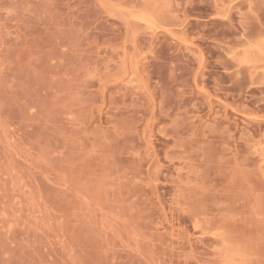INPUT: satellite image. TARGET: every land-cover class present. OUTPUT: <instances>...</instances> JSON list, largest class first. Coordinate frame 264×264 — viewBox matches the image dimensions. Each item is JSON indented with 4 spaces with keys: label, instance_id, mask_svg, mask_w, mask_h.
Instances as JSON below:
<instances>
[{
    "label": "rangeland",
    "instance_id": "rangeland-1",
    "mask_svg": "<svg viewBox=\"0 0 264 264\" xmlns=\"http://www.w3.org/2000/svg\"><path fill=\"white\" fill-rule=\"evenodd\" d=\"M0 264H264V0H0Z\"/></svg>",
    "mask_w": 264,
    "mask_h": 264
}]
</instances>
